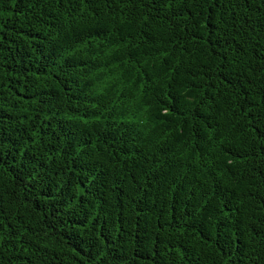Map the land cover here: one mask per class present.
Here are the masks:
<instances>
[{"label": "trees", "instance_id": "1", "mask_svg": "<svg viewBox=\"0 0 264 264\" xmlns=\"http://www.w3.org/2000/svg\"><path fill=\"white\" fill-rule=\"evenodd\" d=\"M0 264H264V0H0Z\"/></svg>", "mask_w": 264, "mask_h": 264}]
</instances>
